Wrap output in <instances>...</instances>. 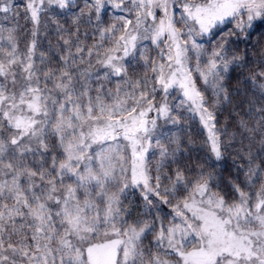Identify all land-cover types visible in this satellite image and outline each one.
<instances>
[{"label": "snow or ice", "instance_id": "1", "mask_svg": "<svg viewBox=\"0 0 264 264\" xmlns=\"http://www.w3.org/2000/svg\"><path fill=\"white\" fill-rule=\"evenodd\" d=\"M0 264H264V0H0Z\"/></svg>", "mask_w": 264, "mask_h": 264}, {"label": "trees", "instance_id": "2", "mask_svg": "<svg viewBox=\"0 0 264 264\" xmlns=\"http://www.w3.org/2000/svg\"><path fill=\"white\" fill-rule=\"evenodd\" d=\"M225 166H227V165H225Z\"/></svg>", "mask_w": 264, "mask_h": 264}]
</instances>
